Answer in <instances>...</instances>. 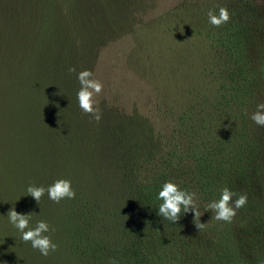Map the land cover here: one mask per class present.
<instances>
[{"label": "trees", "instance_id": "obj_1", "mask_svg": "<svg viewBox=\"0 0 264 264\" xmlns=\"http://www.w3.org/2000/svg\"><path fill=\"white\" fill-rule=\"evenodd\" d=\"M126 3L0 0V264H264V189L252 191L264 127L249 118L264 98L253 41L238 34L263 6L229 0L231 21L203 45L211 59L200 79L162 113L104 106L96 120L78 106L77 72L93 75L103 41L130 29ZM59 178L73 198L45 191L37 203L25 191ZM166 180L196 194L199 216L156 214ZM224 187L247 196L230 222L205 209ZM13 206L31 212L30 227L49 223L55 251L20 240L5 215Z\"/></svg>", "mask_w": 264, "mask_h": 264}, {"label": "rangeland", "instance_id": "obj_2", "mask_svg": "<svg viewBox=\"0 0 264 264\" xmlns=\"http://www.w3.org/2000/svg\"><path fill=\"white\" fill-rule=\"evenodd\" d=\"M258 2L264 8V0ZM127 3L136 15L131 18L130 29L114 32L103 41L93 63L92 78L102 83L100 93L94 94V107L99 111L110 106L123 113L132 109L162 113L169 107L166 102L176 100L181 89L200 79L203 64L207 66L211 59L206 43L214 38L216 30L231 21L211 25L208 10L224 6L230 13V3L229 0H127ZM255 19L257 23L254 19L249 23L251 34H238L248 40L247 44L253 41L250 54L260 70L259 92L264 98V11L261 18ZM196 98L205 102L201 93ZM200 110L194 107L195 113ZM260 156L261 172L257 183L254 182V195L264 189V145Z\"/></svg>", "mask_w": 264, "mask_h": 264}, {"label": "clouds", "instance_id": "obj_3", "mask_svg": "<svg viewBox=\"0 0 264 264\" xmlns=\"http://www.w3.org/2000/svg\"><path fill=\"white\" fill-rule=\"evenodd\" d=\"M230 13L224 6L214 11L209 9L207 12L208 23L214 26H219L229 20ZM69 71L75 69L69 68ZM92 77V72L88 69H83L77 72V80L80 87L77 90L76 97L78 106L85 113H91L93 119L99 120V110L94 107L96 101L94 94L100 93L102 83ZM256 125L264 126V102H258L255 105V111L249 117ZM26 193L31 195L38 203L40 197L47 192L48 198L54 202H59L64 198L71 199L75 195V190L71 185V181L66 178L54 180L47 187L43 185L29 184ZM195 193L185 190L173 180H166L161 185L156 193V199L160 201L157 207L156 214L171 222H176L189 211L194 214V217L199 216ZM233 196L236 198L233 199ZM247 202L245 194L237 195L228 187L220 190L219 197L208 202L205 206L206 211L211 210L214 213V218L218 221L230 222L235 216L237 209L243 207ZM7 221L19 233L21 241H28L31 247L38 249L42 256L49 255L50 251H55L57 243L48 235L50 225L46 220H36L34 226H29L32 219L31 212L20 213L15 210V207H10L6 214ZM197 228H202L203 223L196 224ZM54 230V229H52Z\"/></svg>", "mask_w": 264, "mask_h": 264}]
</instances>
